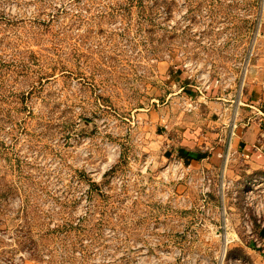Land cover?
I'll list each match as a JSON object with an SVG mask.
<instances>
[{
	"label": "rangeland",
	"instance_id": "rangeland-1",
	"mask_svg": "<svg viewBox=\"0 0 264 264\" xmlns=\"http://www.w3.org/2000/svg\"><path fill=\"white\" fill-rule=\"evenodd\" d=\"M263 85L264 0H0V264H250L252 174L181 130Z\"/></svg>",
	"mask_w": 264,
	"mask_h": 264
},
{
	"label": "crops",
	"instance_id": "crops-1",
	"mask_svg": "<svg viewBox=\"0 0 264 264\" xmlns=\"http://www.w3.org/2000/svg\"><path fill=\"white\" fill-rule=\"evenodd\" d=\"M215 91L218 92L217 90ZM251 92H248L247 96L251 95ZM253 92L255 96L262 98L263 103L259 105V108L262 107L263 109L264 85L258 88L256 86ZM218 94L221 96L216 97L217 102L206 99L207 107L214 106L217 110L216 113L209 112L206 109L200 119L192 123L188 122L185 127H182L181 147L184 148L181 151V155L186 161L185 164L199 165L206 162L208 165L219 163L220 166L222 165L223 159L220 157V153L226 148L225 139H227L231 127L229 122L226 123L222 113L221 117H219V112L225 110L228 115L231 110L237 108L241 121L238 122L235 118L232 119H235L236 128L234 129V135L229 141L230 155L232 154L235 157L234 160L244 166V171L249 175H264V109L263 112L261 111L262 114H258L255 111V107H250L251 105L246 104V95L238 100L233 95V92L225 94L220 91ZM250 102L257 104L254 100H250ZM238 103L245 104V107L239 108L240 111L236 107ZM235 168L238 169L237 166ZM236 177H239V174ZM260 235L264 238V229L260 230ZM243 247L248 255L247 261L250 264H264V254H260L261 252L264 253V251L255 249L251 241H248L246 246Z\"/></svg>",
	"mask_w": 264,
	"mask_h": 264
},
{
	"label": "built area",
	"instance_id": "built-area-1",
	"mask_svg": "<svg viewBox=\"0 0 264 264\" xmlns=\"http://www.w3.org/2000/svg\"><path fill=\"white\" fill-rule=\"evenodd\" d=\"M229 138L234 135L236 124L234 120L230 123ZM230 155L229 147H226L220 157H222L224 164ZM243 189V196L245 200V211L243 214V223L245 232L248 234L251 244L255 249L264 251V238L260 235V230L264 229V175H252L246 182ZM257 225V229L255 226ZM224 239V246L229 242ZM233 262L240 264H247L244 260L234 259Z\"/></svg>",
	"mask_w": 264,
	"mask_h": 264
}]
</instances>
